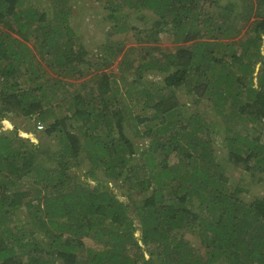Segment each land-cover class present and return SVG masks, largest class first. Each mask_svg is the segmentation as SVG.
Listing matches in <instances>:
<instances>
[{"label": "trees", "instance_id": "trees-1", "mask_svg": "<svg viewBox=\"0 0 264 264\" xmlns=\"http://www.w3.org/2000/svg\"><path fill=\"white\" fill-rule=\"evenodd\" d=\"M93 1L107 28L96 51L71 26L72 0L48 1L50 16L38 0H0V112L41 122L51 148L44 162L39 141L0 134V192L11 173L35 178L57 229L31 262L264 264V0ZM168 30L174 47L160 44ZM179 88L206 108L176 100Z\"/></svg>", "mask_w": 264, "mask_h": 264}, {"label": "rangeland", "instance_id": "rangeland-1", "mask_svg": "<svg viewBox=\"0 0 264 264\" xmlns=\"http://www.w3.org/2000/svg\"><path fill=\"white\" fill-rule=\"evenodd\" d=\"M40 4L38 6L42 8H46L48 15H51V8L49 6L50 0H38ZM224 1V0H223ZM241 4L245 3V0H237ZM72 12L69 17V21L71 26L73 27L74 32L79 36L81 41L83 42L84 47L87 50H97L102 43L107 34V28L105 23L101 19V11L102 6L93 0H72L71 5ZM145 19L146 23L150 24L151 19L154 18V14L150 10H145ZM132 20L136 21L139 25L141 21L136 19L133 15L131 16ZM173 33L171 30L164 31L160 33L161 40L160 44L163 46H175L177 43L173 41ZM127 42H136V40L130 39ZM139 42V41H138ZM259 64L256 65L258 68ZM256 72V71H255ZM145 79H147L148 84L151 82L157 84L161 83V75L154 74L152 72H146L144 75ZM130 78L129 75L126 77V81ZM117 81L120 85L124 83L119 75H117ZM177 93L176 100L180 102H189L190 106H196V108H200L204 110L206 108L205 104H194L193 97L188 96L182 88H179ZM208 116L212 119H218L214 113L208 112ZM34 121L30 120L20 113H7L0 112V134H5L9 138H11V142L14 141L18 145L19 140H23L26 137H29V141L38 142L41 148L44 151L37 154V159L46 162L47 154H50L51 148L47 137L45 139L39 138V132L42 130L41 127H38V123L35 124L36 128H29L30 124L32 125ZM223 126V122L219 119L217 124H215V131L212 136V148L213 153L217 157L220 162L224 163L227 160V152L228 148L226 146L225 133ZM20 136V138H19ZM135 143L139 145L147 144L146 141L142 138H136ZM146 140V139H145ZM13 144V143H12ZM14 146V144H13ZM29 149V147H27ZM28 155L31 153L28 152ZM21 156L17 155V159ZM174 160L176 157H174ZM35 159V158H34ZM171 160V159H170ZM73 171L78 174L83 173L84 167L79 164H75L71 167ZM232 169V168H231ZM233 170V177L238 176L237 169ZM261 175L264 176V171L260 172ZM248 178V176H245ZM243 178L242 182L246 179ZM10 178L12 180L5 181L6 188L4 189L5 193L0 192V256L1 255H11L14 259L19 260L21 264H33L31 256L35 254L39 259L46 257V253L44 248L47 246V241H49L50 235L54 232H57L54 224L50 222V217L43 214V209H39V204H41V200L38 195H40L38 190V185L36 183L35 178H30L29 175H17L11 173ZM14 179V180H13ZM110 185L116 191L122 199H127V192L124 188L125 186H118L115 182L111 181ZM21 190L25 192L21 194V201L17 206H11L9 203H6V200H17L16 192ZM5 194L8 196L4 200ZM41 196V195H40ZM27 202V203H26ZM38 210V211H37ZM38 212V213H37ZM36 213L37 216L36 217ZM133 214V213H132ZM188 237L192 238L190 235ZM194 238V237H193ZM198 245L199 240L194 238ZM99 242H96L90 237L85 238V244L89 246H97ZM195 243V244H196ZM35 244H38L36 246ZM37 250V251H36ZM31 258V259H30Z\"/></svg>", "mask_w": 264, "mask_h": 264}, {"label": "built area", "instance_id": "built-area-1", "mask_svg": "<svg viewBox=\"0 0 264 264\" xmlns=\"http://www.w3.org/2000/svg\"><path fill=\"white\" fill-rule=\"evenodd\" d=\"M38 127H41V124L40 123H38Z\"/></svg>", "mask_w": 264, "mask_h": 264}]
</instances>
